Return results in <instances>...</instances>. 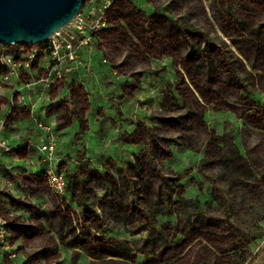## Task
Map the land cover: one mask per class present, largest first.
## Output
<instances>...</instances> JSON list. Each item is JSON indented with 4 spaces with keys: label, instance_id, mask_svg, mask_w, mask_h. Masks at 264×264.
Segmentation results:
<instances>
[{
    "label": "rangeland",
    "instance_id": "rangeland-1",
    "mask_svg": "<svg viewBox=\"0 0 264 264\" xmlns=\"http://www.w3.org/2000/svg\"><path fill=\"white\" fill-rule=\"evenodd\" d=\"M87 6L105 19L85 48L100 65L89 82L72 80L89 64L79 53L80 65L49 87L40 82L46 54L7 80L0 67V215L9 231L0 264L18 263L12 243L31 224L39 233L23 237L26 264H65L60 251L74 235L92 263L264 264V0ZM35 85L38 117L23 98ZM46 112L79 122L72 143L35 141ZM89 124L99 143L82 138ZM42 167L63 176V191ZM48 223L66 225L67 237L55 235L60 253L33 255L39 238L51 239Z\"/></svg>",
    "mask_w": 264,
    "mask_h": 264
},
{
    "label": "crops",
    "instance_id": "crops-1",
    "mask_svg": "<svg viewBox=\"0 0 264 264\" xmlns=\"http://www.w3.org/2000/svg\"><path fill=\"white\" fill-rule=\"evenodd\" d=\"M92 7L93 6L85 7L84 13L89 14L90 9ZM87 22L89 23L90 20H88ZM185 31L188 32L187 30H185ZM62 36L64 37V39L68 38V34L66 32H63ZM226 36H228V38L230 40H232V38H233L229 35H226ZM207 44H211V45L207 46V48L205 50L214 46V44H212V43H207ZM86 47H88V46H80L79 50H78L80 57L86 59L85 62H87V59H89L87 62L89 64H87L85 66V67H87V69H85L86 73H81L80 71L82 69H79V75L74 76V78L72 79L73 82L83 83L82 85L87 83V81L89 82L88 78L96 77L95 74L98 75L97 72L100 71V65H98V61L95 59H90L91 57L89 56V54H87V51H85ZM215 48L212 47L211 49H215ZM49 63L50 62L47 61V64H49ZM68 66H70V65H68ZM48 67H49V65L46 67V69ZM90 73H92V74H90ZM63 77H64V75H63ZM62 79H61V81H62ZM90 82H92V81H90ZM39 92H40V87L35 85L34 87H32V94L30 93L32 95V97L30 96V94L23 97L24 99L28 98V99H32V101H34L35 105L32 107V114L36 115L37 117L42 114V110L40 109V107H38V104L36 102L39 99V95H40ZM45 114L47 116L45 118H43V121L37 123V126H38V124H41L42 127H38L40 129H35L36 131L33 130V132H32V134H34L35 141H36V136H37V139L39 136V140H41V142L44 138L46 143H50V140H51L50 137L53 136L55 138V143H72L73 139L75 137V134L78 133L80 130L79 122L76 120V121H73L69 125H62V124H58V115L56 112H54V113L53 112L52 113L46 112ZM28 128H33V127L30 126ZM27 130H29V129H27L25 127V129L24 130L22 129L21 131L24 132ZM94 133H96V132H94V130L91 129V126L89 124L88 129L86 130V133L81 135L82 138L84 139L85 143H99L100 142V139L102 138L101 133H100V135H97V138L95 137ZM37 164H38V162H37ZM42 168L45 171L44 173L46 174L47 181L49 182V178H50V176H52L51 172L48 171L47 167H45V168L42 167ZM34 169L36 170V168H34ZM9 174L12 175V173H9ZM16 174H17V176H22V174L20 172H18ZM7 175L8 174L5 173L4 178H7ZM36 175H37V173H36ZM8 185L13 186L15 193L19 192L22 195V192H21L22 184L20 181L17 182L16 180H14V183H10ZM3 186L5 187L6 185H3ZM32 202H34L32 204L34 205V207H36V209L40 208L41 210L45 211L44 206H40V207L38 206L39 204H38V200L36 197H34ZM85 206L87 207V210H91L88 207V205H85ZM75 207H77L76 204H75ZM115 207L116 206H111V208H115ZM41 224H42L41 226H43L45 228L46 225H44L43 222H41ZM28 228L29 229L27 231H20V232L18 231L17 232V235H18L17 239L12 243L14 245L15 249L17 250L16 260H18V263H16V264H26V262H28L29 256H27V254L24 253L25 247H24L23 240L26 238L27 239L30 238V239L34 240L36 233L37 232L39 233V231H37V226H35L33 224L28 226ZM65 228H66V225L64 223H48L46 230H47V233L50 234V238H51L50 241L51 242L50 241L44 242V241H42L43 237H41V238L37 237V238H39L41 244L43 243V245L33 255L37 254L38 252H39L38 254H42V255H44V254L47 255L49 252L55 253L61 247L59 245L60 242H58L55 235L57 234L58 236L67 237L66 231H64ZM70 233H72V231ZM8 234H9V231L6 232L7 241H8ZM70 236L71 235H69L68 237H70ZM23 237H24V239H23ZM157 239H160V235H159V237H157ZM64 241H66L67 244H64L65 247H63L62 251H60V252H61V257H62L63 261L66 262L65 264H104V263H97V262L92 263V261L86 262L87 249L84 247L85 241H83L82 238H79V236L77 237L76 235H74V237H72V239H68V240L64 239ZM147 242H148V240H145V243H147ZM58 252L59 251H57V253ZM96 252H98L97 249H92V252H89V253L92 255V253H96ZM102 252H103V249H102ZM3 254L5 255L3 249H1V247H0V255H3ZM29 255H30V253H29ZM12 257H14V254ZM29 260H31V259H29ZM32 264H34V263H32Z\"/></svg>",
    "mask_w": 264,
    "mask_h": 264
},
{
    "label": "built area",
    "instance_id": "built-area-1",
    "mask_svg": "<svg viewBox=\"0 0 264 264\" xmlns=\"http://www.w3.org/2000/svg\"><path fill=\"white\" fill-rule=\"evenodd\" d=\"M100 1L102 2L103 8L106 10L112 0ZM95 10L96 9L93 6L90 9L89 14H85L84 9L82 8L80 13L64 31L56 33L43 45L6 46L0 44V67H6L3 79L7 80L16 72V70L19 71L21 68H30L32 62L35 61L36 58L40 57L42 54H46L49 57L50 63L49 67L46 69V76L42 78L40 82L47 87L59 83L63 77L62 71L67 72L80 65L77 56L79 47L89 46L92 37L105 25L103 13L99 9L97 10V13H95ZM88 20H90L89 23L87 22ZM63 32L68 34L67 39H64L62 36ZM28 47L30 48V51L27 50ZM24 54L27 59L26 62H16L12 66L8 64L10 58L13 60L15 58L20 59ZM38 127H42V125L38 124ZM50 138V143H55V138L53 136ZM49 184L52 189L56 190V192H61L65 188V181L62 175L50 176ZM6 232V223L0 215V247L3 250L7 248Z\"/></svg>",
    "mask_w": 264,
    "mask_h": 264
},
{
    "label": "water",
    "instance_id": "water-1",
    "mask_svg": "<svg viewBox=\"0 0 264 264\" xmlns=\"http://www.w3.org/2000/svg\"><path fill=\"white\" fill-rule=\"evenodd\" d=\"M85 0H0V44L43 45L80 13Z\"/></svg>",
    "mask_w": 264,
    "mask_h": 264
},
{
    "label": "trees",
    "instance_id": "trees-1",
    "mask_svg": "<svg viewBox=\"0 0 264 264\" xmlns=\"http://www.w3.org/2000/svg\"><path fill=\"white\" fill-rule=\"evenodd\" d=\"M67 28V27H66ZM66 28H64L62 31H64Z\"/></svg>",
    "mask_w": 264,
    "mask_h": 264
}]
</instances>
